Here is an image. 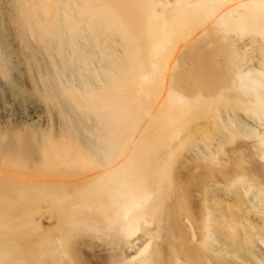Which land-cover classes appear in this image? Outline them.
I'll return each mask as SVG.
<instances>
[{"label":"bare ground","instance_id":"1","mask_svg":"<svg viewBox=\"0 0 264 264\" xmlns=\"http://www.w3.org/2000/svg\"><path fill=\"white\" fill-rule=\"evenodd\" d=\"M0 4V264H264V0Z\"/></svg>","mask_w":264,"mask_h":264},{"label":"rangeland","instance_id":"2","mask_svg":"<svg viewBox=\"0 0 264 264\" xmlns=\"http://www.w3.org/2000/svg\"><path fill=\"white\" fill-rule=\"evenodd\" d=\"M4 32L12 51L11 62L15 71L11 74L10 79L0 76V128L7 129L12 125L22 126L26 124H35L43 128L48 127L49 124L55 126L54 123H58L56 115L52 114V111L49 112L46 104L38 95L34 94V83L31 80L32 71L23 58L19 41L10 33L8 27L4 26ZM70 78L73 79L74 77ZM72 79L70 80L72 83L77 82V79ZM19 87L24 92L21 95L15 92ZM89 252L96 256L107 253L104 249L96 246ZM90 257L88 256V259L94 262L95 257L93 255Z\"/></svg>","mask_w":264,"mask_h":264}]
</instances>
